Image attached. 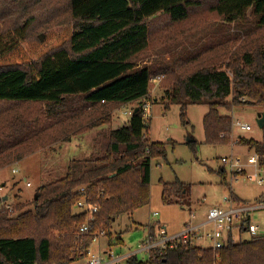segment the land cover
<instances>
[{
    "label": "trees",
    "instance_id": "1",
    "mask_svg": "<svg viewBox=\"0 0 264 264\" xmlns=\"http://www.w3.org/2000/svg\"><path fill=\"white\" fill-rule=\"evenodd\" d=\"M42 1L0 0V169L110 125L114 109L148 100L158 75H165L164 108L179 105L182 123H189V105L208 106L203 124L209 144L229 143L233 118L221 108L252 104L264 111V0H66L45 12L52 22L45 39L30 37L37 18L24 16ZM6 18L11 24L2 28ZM202 27L203 47L176 51L185 33L193 36ZM165 40L177 41V53L166 46L171 61L157 51ZM139 105L125 125L100 130L95 157L72 159L64 177L39 186L32 208L17 204L16 215L0 209V264H75L105 230L108 248L124 244L122 232L111 231L113 222L150 203L152 161L167 159V145L176 143L151 138L143 109L135 112ZM262 131V140L240 136L239 144L264 153ZM195 142L186 144L195 151ZM218 173L227 180L224 168ZM160 183L163 203H185L188 183ZM81 187L99 205L87 234L80 228L88 213L74 211ZM231 195L235 204H248ZM150 235L158 237L153 226ZM148 263L264 264V239L233 241L230 233L216 251L189 239L151 251ZM122 264L144 262L133 254Z\"/></svg>",
    "mask_w": 264,
    "mask_h": 264
},
{
    "label": "rangeland",
    "instance_id": "2",
    "mask_svg": "<svg viewBox=\"0 0 264 264\" xmlns=\"http://www.w3.org/2000/svg\"><path fill=\"white\" fill-rule=\"evenodd\" d=\"M64 3H66V0H43L37 8L26 12L24 16L34 13L37 18L30 31V37L42 36L45 39V31L52 23L51 21H46L47 14L45 12L51 8L50 5H63ZM65 7V5L62 6V10ZM9 18H6L7 20L2 28L11 24V19ZM189 24H192V22H189ZM166 35L165 33V37ZM184 37L176 44L178 45L177 52L187 54L196 52L198 48L204 46V28L200 31L197 30L196 33H193V36L191 34L188 36L185 33ZM176 42L171 44L168 43V40H165L164 43L162 41L157 51L163 53V55L165 54L166 56L164 57L167 61H171L172 57L166 46L169 44L172 53H177L175 51L176 45L173 46ZM154 44L155 40H153ZM153 57H157L156 52ZM141 58L143 57L141 56ZM139 63L144 64L145 61H140ZM184 67L176 70L177 73L183 72ZM162 83L156 85L155 82L150 81L151 92L147 98L152 102V106L149 109L151 115L149 118L150 136L156 141H176V143L167 145V159L157 158L152 161L150 203L131 214L120 215L112 224L111 231L113 233L122 232L124 244L112 248V252L120 256L137 252L142 241L150 234V226L154 227L157 234L165 227L168 234L173 235L182 232L190 223L199 224L203 222L206 220L210 208L229 206L228 202L224 201V198L225 196H232L231 191H233V194L236 193L240 196L241 199L248 201V204L255 203L262 195V198H264V185L250 182L241 176H238V180H235L237 174L231 169L230 164L227 163L225 165L222 163L223 157H230L234 161L247 160L251 149L233 142L240 135L253 137L258 140L263 139L262 128L257 123L258 116L263 112V108L252 104L237 106L232 111L221 108L220 112L222 114L231 115L232 118H239L243 122L249 123L252 126V130L245 131L235 126L234 128L232 127L229 135V143L209 144L205 141L203 124V118L208 111V106L205 104L189 105L187 111L189 123L184 124L181 122L179 105H172L169 110H165L164 102L166 100L163 99L165 90ZM155 98L158 100H155ZM140 102L128 103L114 109V121L108 126L117 128L125 125L132 117L131 113L126 112L139 105ZM95 132L96 129H93L75 136L69 142L53 144L0 170V182L6 183L5 186L0 187V197H3L0 209L9 212L10 215H16L17 210L15 208L17 204L24 205V210L32 208L31 203L37 188L64 177L68 164L72 159L95 157ZM192 137L196 140L195 151L186 144L188 139H192ZM221 168H224L227 172L226 181L218 173ZM13 169L18 171L14 172L12 171ZM160 179L168 182L180 179L188 183L191 187L185 203L182 205L163 203ZM27 182H30L31 186H28ZM74 211L80 212L76 205ZM154 211L158 212V214L153 215ZM192 214L195 215L194 218ZM251 217L254 222L263 224L264 208L253 211ZM210 228L211 225H207L205 230ZM205 230L202 228L200 234H204ZM235 234L238 235V231H235ZM240 238L241 240H247L250 238V234L243 232L240 236H237V239ZM196 244L210 246L212 241L209 238H196ZM106 246V236H100L98 240L93 242L90 250L94 254H99ZM137 257L144 264H149L148 252L138 251ZM84 259L82 258L79 261Z\"/></svg>",
    "mask_w": 264,
    "mask_h": 264
},
{
    "label": "built area",
    "instance_id": "3",
    "mask_svg": "<svg viewBox=\"0 0 264 264\" xmlns=\"http://www.w3.org/2000/svg\"><path fill=\"white\" fill-rule=\"evenodd\" d=\"M164 77L165 75H158L156 77H152L151 81L155 82L156 85H159ZM241 100H245V98H241ZM151 106L152 102L149 99L140 102L139 108L143 109V117L146 119H149L151 116L149 113ZM133 108L126 113L132 114ZM235 126L245 131L252 130V126L249 123L233 117V128ZM239 138L240 137L233 140V142L239 143ZM222 163L225 165L227 163L230 164L231 169L237 174L235 180H238V176H241L245 177L250 182H255L258 185H264V153L253 149L247 156L246 161L243 159L241 161H234L230 157H223ZM13 171L17 172L18 170L13 169ZM27 185L30 186V182H27ZM80 192L82 194V198H80L75 205L81 212L88 213L87 221L80 228V232L82 234H87L91 230V221L95 220L94 215L99 210V205L93 204L89 201L85 187H81ZM224 201L228 202V207L216 206L210 208L206 220L200 224L190 223L182 232L170 235L165 228H162L159 234H157V238H154L149 234L145 240L142 241L138 251L148 252L150 258V252L153 250H161L165 247L173 249L177 246L178 242H186L189 241V239H192V241L196 243V238H209L212 241V244L210 246H205V244L202 246L204 248L212 247L216 251L224 246L228 239V235L230 233L233 235L235 231H238V236L243 232H248L250 234V238L264 239V224L254 222L251 217V213L253 211L264 208V200L256 201L253 204L237 205L233 202L231 196H225ZM153 214L157 215L158 213L154 212ZM192 217L194 218L195 215L192 214ZM207 225H211L209 230H205ZM202 228L205 230L204 234H200ZM100 236H105V231H101L99 234H96L94 241L98 240ZM137 252L120 256L114 254L112 249H106L105 251H101L99 254H94L89 249L86 264H122V261L126 257L137 254Z\"/></svg>",
    "mask_w": 264,
    "mask_h": 264
},
{
    "label": "crops",
    "instance_id": "4",
    "mask_svg": "<svg viewBox=\"0 0 264 264\" xmlns=\"http://www.w3.org/2000/svg\"><path fill=\"white\" fill-rule=\"evenodd\" d=\"M151 92V91H150ZM157 98H155V100H156ZM158 100V99H157ZM126 112V111H125ZM264 112V111H263ZM262 112V113H263ZM261 114V113H260ZM130 120V119H129ZM128 120V121H129ZM114 121V117H113V120H112V122ZM112 124V123H111ZM105 127H110V126H108V125H101V126H96V127H93L92 129H90V130H88V131H91V130H93V129H96V136H95V138H94V142H95V140H96V138L98 137V134H99V132H100V130L101 129H103V128H105ZM112 128V127H111ZM88 131H85V132H88ZM85 132H80V133H77V134H74V135H72L71 136V138L70 139H62V140H59L57 143H59V142H69V141H71L75 136H77V135H80V134H82V133H85ZM240 136H242V137H246V136H243V135H240ZM239 136V137H240ZM247 138H253V137H247ZM255 139V138H254ZM258 140V139H257ZM54 144H56V143H54ZM48 147V146H47ZM47 147H43V148H40V149H38L37 151H35V152H33V153H30V154H28L27 156H25L24 158H27V157H29V156H32L33 154H35V153H37V152H40L41 150H43L44 148H47ZM252 150V149H251ZM82 159H84V158H82ZM10 165V164H9ZM8 166V165H7ZM3 169V168H2ZM2 169H0V170H2ZM13 171V170H12ZM5 182H3V181H1L0 182V187L2 188L3 186H5ZM31 186V185H30ZM240 197V196H239ZM154 212H156V211H154ZM202 223V222H201ZM200 224V223H199ZM264 224V223H263ZM165 228V227H164ZM166 229V228H165ZM237 236L238 235H236L235 234V232L233 233V237H234V239H233V241H240L241 240V238L240 239H237ZM240 236V235H239ZM108 248V246H106V247H104V249H103V251H105L106 249ZM101 253V252H100ZM86 261H87V258L85 257V259L84 260H81V261H78V262H76L75 264H85L86 263Z\"/></svg>",
    "mask_w": 264,
    "mask_h": 264
},
{
    "label": "water",
    "instance_id": "5",
    "mask_svg": "<svg viewBox=\"0 0 264 264\" xmlns=\"http://www.w3.org/2000/svg\"><path fill=\"white\" fill-rule=\"evenodd\" d=\"M41 37H42V36H41ZM42 38H43V37H42ZM138 110H139V107H137V108L135 109V112L138 111ZM257 123H258V125H259L261 128L264 127V112L261 113V114H259L258 119H257ZM192 140H194V139H188V141H192ZM36 197H37V196H36Z\"/></svg>",
    "mask_w": 264,
    "mask_h": 264
}]
</instances>
